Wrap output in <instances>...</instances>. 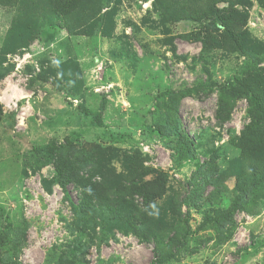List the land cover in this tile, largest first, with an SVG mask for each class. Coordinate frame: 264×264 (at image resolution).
<instances>
[{
  "label": "rangeland",
  "instance_id": "rangeland-1",
  "mask_svg": "<svg viewBox=\"0 0 264 264\" xmlns=\"http://www.w3.org/2000/svg\"><path fill=\"white\" fill-rule=\"evenodd\" d=\"M16 1L0 4V257L6 232L23 264H151L155 247L163 264H264V182L236 189L264 159L262 1L79 0L54 19ZM66 153L79 209L57 183ZM240 194L233 224L207 221Z\"/></svg>",
  "mask_w": 264,
  "mask_h": 264
},
{
  "label": "trees",
  "instance_id": "trees-1",
  "mask_svg": "<svg viewBox=\"0 0 264 264\" xmlns=\"http://www.w3.org/2000/svg\"><path fill=\"white\" fill-rule=\"evenodd\" d=\"M46 1L50 3V7H51L50 13H52L51 15L53 19L54 17L60 18V16H73L79 13L80 11V1L79 0H46ZM261 1L264 7V0H261ZM12 2L15 3L17 1L16 0H0V4L2 5H11ZM165 15L166 17H168L166 13ZM31 18L33 19L32 20L33 22L39 19L37 17V14L35 13L32 14ZM41 18L42 20L44 19L43 16H41ZM52 18H49V21L47 19L46 23L47 24L51 23ZM213 21L215 24H218L220 22L219 16L217 15L214 16ZM5 72L6 70L0 64V78L5 74ZM237 80L241 83V85L244 88V92L242 94L246 96L248 100H250L251 103L255 104L256 102L255 94L252 92V90L248 86L242 83L240 78H237ZM53 84L57 88H60L56 82H53ZM166 93H173L175 96H177V101L180 102L186 96L190 95V90L186 89L181 92L167 91ZM175 111L177 112L178 109H176ZM258 113H260V111H258ZM260 116L262 117L264 116L263 111H261ZM95 120L96 121L93 123L95 126L103 125L102 120H101V113L95 116ZM255 125L254 126L249 125L247 127V131L256 129ZM245 134L246 133L244 132V135ZM183 135L186 137V139L188 138L187 134L183 133ZM118 136H120V134H118ZM67 143L69 144V147H73V144L71 141L67 140ZM187 143H189L188 139H187ZM63 148H65V144L53 143L48 149L39 148L38 150L47 155H53L56 153L59 154L58 153L59 150H63ZM83 156L84 155L80 153L78 156V161H80V157L82 158ZM75 158H76L75 154L66 153V154L61 155L55 162V173L57 175V183L62 188L65 198L71 203V205L74 208L79 209L77 204L73 201L70 191H69V187H68L70 184L75 183L78 177L80 176L78 170H76L75 161H74ZM251 163L258 165L257 166L258 171L253 174L255 176L253 178V181L251 183L249 182L246 185V188L245 186L240 184V180H239L240 178H238V181L236 184L237 191L238 192L240 191V193H243L244 197L248 195L255 187H257V185H260L262 182H264V159L253 160ZM204 167H205L204 165H200L199 168L203 169ZM83 185L85 184L83 183ZM242 198L243 196L240 194L234 200L229 210L219 209L215 211L213 215L208 214L207 221L209 223H215L216 225L220 227L224 226L226 223L233 224L235 222L234 220L235 214L237 213L238 210H241ZM184 238H186V236H184ZM2 240L6 245V250L9 251L11 256L7 259L0 257V264H23L19 260V253H20L21 246H22L21 241L11 239L10 236L6 232H3ZM72 253H73L74 259H77V250H73ZM155 254H156V258L151 261V264H163L174 254V252L171 254V256L165 255V256L160 257L158 248L155 247Z\"/></svg>",
  "mask_w": 264,
  "mask_h": 264
}]
</instances>
